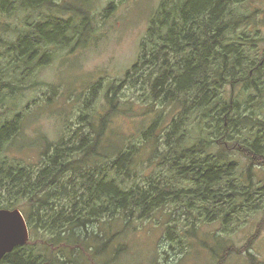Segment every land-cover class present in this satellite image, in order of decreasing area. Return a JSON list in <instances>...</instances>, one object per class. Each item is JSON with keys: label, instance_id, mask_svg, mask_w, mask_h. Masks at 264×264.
Segmentation results:
<instances>
[{"label": "trees", "instance_id": "trees-1", "mask_svg": "<svg viewBox=\"0 0 264 264\" xmlns=\"http://www.w3.org/2000/svg\"><path fill=\"white\" fill-rule=\"evenodd\" d=\"M237 1L163 0L153 12L138 62L127 72L126 77L133 75L140 79L147 78L153 100L162 98L161 102L179 103L182 111L172 118L167 140L162 143L165 148L162 151L165 156L163 162H167L169 167L156 177L146 179L145 183L136 181L139 175H135L132 169L142 149L151 150L149 160L161 152V134L157 133L159 123L147 129L144 133L145 143L141 147H129V142L124 141L128 137L120 133V126L116 127V119L132 114L134 103L129 102L123 107L116 87L107 91L103 111L93 114L95 109L90 107L89 114L80 116V131L84 133L78 137V143L69 141L72 147H66L68 142L63 141L61 146L51 152V148H47L41 154L44 160L40 167L6 154L7 147L16 143L21 135L26 113L19 111L0 122V209L22 211L30 231L29 242L7 254L0 264H83V261L88 260L87 256L93 257L92 263L97 264L96 255L105 254L107 250L105 246L98 251L97 244L111 245L114 242L113 225L108 234L104 231L103 223L111 224L120 215L127 217V220L137 215L145 220L151 219L169 204L183 201L188 202L187 207L193 208V200L201 201L204 207L199 209L204 223L209 225L212 220H221L222 230H226V221L232 216L223 215L218 204H227V199L236 192L223 200L219 191L213 190V186L233 174L232 166L224 168L220 165L223 155L207 157L209 152L204 157L202 155L212 144L219 143L227 147L230 141V135L225 133L226 128L231 127L227 119L232 110L229 101L221 97L222 100L216 99L214 104L216 96H211L210 92L218 90L220 86L218 80L223 62V55H218L220 32L223 29L219 14L232 9ZM83 2L76 7L73 0H0L2 20L7 16L15 17L18 8L29 11L59 8L74 13L76 23L80 19L78 27L70 28L68 22L59 18H56V22L53 19L50 22L30 18L26 23L27 30L23 32L17 28L14 30L17 35L14 34L13 39H4L2 44L14 57L15 67L23 69L21 75L24 79L28 75L31 78L36 70L51 63L54 57L48 52L50 48L73 53L74 49L68 47L73 45L74 40H78V46L87 43L91 36L93 15L91 0ZM116 8L111 3L107 10L114 11ZM228 14L229 11L224 17ZM4 33L8 34L6 31ZM64 46L67 48H62ZM100 85L98 82L92 87V100ZM33 86V89L38 87L37 83ZM259 86L260 82L256 89ZM7 89L16 95L28 88L23 83L13 84L1 79L0 106L7 98ZM11 111V107L6 108L0 112V117H6ZM153 112V107L145 109L144 116ZM191 116L199 120L195 132L185 124V120ZM211 122L215 132L209 127L207 129ZM231 122L232 127L240 124L249 129L264 126V121L252 115H233ZM190 133L196 143L187 145ZM175 138L177 141L174 142ZM174 144L180 146L177 156L169 151L174 148ZM108 146L111 150H108ZM232 149L246 155L254 166L264 170V145L260 140L253 145L236 141ZM169 171L175 172L179 180L169 181ZM181 178L191 182L194 188H182L179 185ZM130 180L134 181L133 186L128 184ZM250 193L249 190L246 192ZM246 194L241 196L245 197ZM208 204L211 206L208 207ZM236 206L228 208L234 209ZM176 221L171 226L177 227ZM200 228L197 227V220L189 221L184 234L180 233L179 228L176 231L170 228L167 234L174 239L173 236L179 233L177 236L184 238L183 243L187 240L188 244L190 240L199 239ZM213 235L220 240L221 234L214 232ZM224 246L220 243L218 247L210 248L212 257L219 263H222V258L217 249ZM121 254L122 249H119L116 256ZM186 254L187 250L181 257L184 258ZM228 255L229 251L226 257Z\"/></svg>", "mask_w": 264, "mask_h": 264}, {"label": "rangeland", "instance_id": "rangeland-1", "mask_svg": "<svg viewBox=\"0 0 264 264\" xmlns=\"http://www.w3.org/2000/svg\"><path fill=\"white\" fill-rule=\"evenodd\" d=\"M162 2L163 0H128L126 2L91 0L93 21L91 36L87 43L78 46V40L73 39V45L68 47L74 49L73 53L70 50L64 52L57 51L55 47L50 48L48 52L54 57L51 63L36 70V74L31 78V75H28L25 79L21 75L23 69L15 67L14 57L10 56L6 46L2 44L4 39H13L14 30L17 28L23 32L27 30L26 23L30 18L48 21L53 19V22L59 18L68 22L70 28L78 27L80 19L76 23L74 13L67 10L61 11L59 8H45L37 11L18 8L13 18L6 15V19L2 20L0 16V29H2L0 30V80H7L13 84L23 83L28 88L16 95H12L8 89L5 90L7 98L0 106V112L8 107H11L13 111L6 117H0V122L11 118L19 111L26 113L21 135L16 143L13 142L7 147L6 154L11 158H22L40 167L44 160L41 154L47 148H51V152L54 148L61 146L63 141L68 142L66 147H72L69 141L78 143V137L84 133L80 131V116L89 114L90 107L95 109L93 114L103 111L106 106L107 91L116 87L118 99L123 103V107L129 102L134 103L132 114L116 119V127L120 126V133L128 137L124 141L129 142V147L132 145L141 147L145 143L144 133L151 125L159 123L157 133L161 134V152L153 156L151 160H149L150 149L145 148L138 153V160L132 169L135 175H139L136 181L145 183L146 179L156 177L166 170L169 164L163 162L165 156L162 151L165 148L162 143L167 140L172 118L176 116V113L180 114L182 109L179 103L161 102L162 98L153 100L147 78L140 79L133 75L130 78L126 77L127 72L138 62L141 44L146 37L153 12ZM111 3L117 6L114 11L107 10ZM73 4L78 7L84 2L73 0ZM227 11L229 16L224 17ZM227 11L219 14V19H222L220 25L223 27L219 39L224 43H231L237 39L236 43L239 47L240 44L251 39L252 42L244 43L242 53L250 60L260 63L264 54V0H238L232 9ZM63 26L65 27V24ZM228 55L235 56L237 65L240 67L237 71H231L230 75L227 74V79L229 77L234 80L246 78L248 74L240 75V72L245 71L251 62L238 54L229 53ZM260 73L263 75L259 79L258 89L247 94L246 98L242 97L240 106L233 108L227 117L231 124V127L226 128L225 131L230 135L228 146L214 143L208 150H204L205 154L202 155L204 157L208 152L210 155L207 157L223 155L220 165L224 168L232 166L233 174L213 186V190L219 191L223 200L236 192L227 199V204H218L224 212L223 215L232 216L226 221V230H222L221 220H212L209 225L204 223L199 209L204 205L199 200H193L194 208L187 207L188 202L184 201L169 204L151 219L146 220L138 215L134 219L130 217V220H127V217L120 215L118 220H113L111 224L103 223L104 231L108 234L113 225L114 242L111 245L97 244L98 251L107 247L105 254L96 255L97 264H264V170L260 166H254L245 157L246 155L232 149L236 141L253 145L260 140L264 145V126L249 129L240 124L232 127L231 122L233 115L249 116L250 112L254 113L253 118L264 121V65L261 66ZM159 75L158 73L157 76ZM98 82L101 85L92 100L91 90ZM34 83L38 85L35 89H33ZM224 84L222 82L218 90L213 89L211 92V87L209 88L208 92L211 96H216L214 104L216 99L220 100V96L222 98L233 95L241 97L244 94L245 81H241L234 87L229 83H226V86H223ZM152 107L154 112L144 116L145 109ZM124 110L127 111L126 108ZM185 124L188 129L195 132L194 129L199 127V120L191 116L190 119L185 120ZM212 125V122L208 123L207 129L209 127L215 132ZM108 134L110 135L111 131ZM177 138L173 139L174 142ZM194 143L196 140L190 133L187 145ZM179 147V144H174V148L169 151L177 156ZM107 148L111 150L109 146ZM167 178L169 181L179 180L173 171L167 172ZM128 184L133 186L134 181L130 180ZM179 185L182 188H194L185 178L180 179ZM248 190L251 191L250 194H246ZM242 194L246 196L242 197ZM234 200L237 201L233 202ZM234 205H237L236 208H228ZM175 218L179 220L176 221ZM195 220H197V227L201 226L198 231L199 239L196 235L197 240L188 241V249L187 240L183 243L184 238L177 236L179 233L173 236L174 239L168 236L167 231L170 228L174 231L179 228L180 233L184 234L188 222H195ZM175 221L178 226H171ZM214 232L221 234L220 240L215 238ZM220 243L226 245L222 249H217L222 263L212 257L210 250V248L218 247ZM119 249H122V254L116 256ZM186 250L187 254L182 258L181 255ZM227 251L229 255L226 257ZM87 259L83 261V264H94L93 257L87 256Z\"/></svg>", "mask_w": 264, "mask_h": 264}, {"label": "flooded vegetation", "instance_id": "flooded-vegetation-1", "mask_svg": "<svg viewBox=\"0 0 264 264\" xmlns=\"http://www.w3.org/2000/svg\"><path fill=\"white\" fill-rule=\"evenodd\" d=\"M239 38V36H238ZM242 39V37L240 38ZM237 40V39H236ZM236 40L232 41L231 43H224L223 41L220 40L219 42V46H218V51H219V57L221 55H223L221 57V59L223 58V62H222V66L220 68V76H219V80H218V84L221 85L222 82H224L225 84L223 86H226V83H229L230 86L234 87V85L236 84H240L241 81H245V90H244V94L241 97H236L235 95L233 96H224L223 99L229 101L228 103L231 106V109L240 106L241 104V98L244 97L246 98L247 94H251L252 91L254 89H256V86L259 84V79H261L263 73H260L261 70V66L264 65V54L262 56V60L261 62H254L252 60H250L246 55H244L242 53V47L244 46V43L249 41L252 42L251 39L246 40L245 42H243L242 44H240L241 46H238V43H236ZM238 54L241 55L242 57L246 58L250 63V65L248 66L247 69H245V71H241L240 75H246L248 74V76L246 78H241L239 80H234L233 78L229 77L227 79V74L230 75L231 71H237L239 70V65H237V60L234 57H229L228 54ZM259 63V64H258ZM227 81V82H226ZM234 82V84L232 83ZM221 96H220V98ZM229 99V100H228ZM209 106H207V110L209 112ZM237 109V108H236ZM251 115H253V112H250Z\"/></svg>", "mask_w": 264, "mask_h": 264}, {"label": "water", "instance_id": "water-1", "mask_svg": "<svg viewBox=\"0 0 264 264\" xmlns=\"http://www.w3.org/2000/svg\"><path fill=\"white\" fill-rule=\"evenodd\" d=\"M29 239L23 213L19 209H0V262L15 248L26 245Z\"/></svg>", "mask_w": 264, "mask_h": 264}]
</instances>
